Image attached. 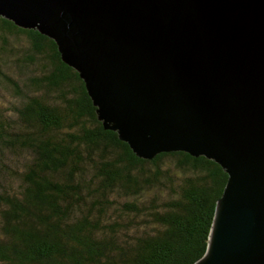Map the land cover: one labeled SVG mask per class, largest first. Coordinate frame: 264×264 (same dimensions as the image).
<instances>
[{
    "label": "water",
    "instance_id": "water-1",
    "mask_svg": "<svg viewBox=\"0 0 264 264\" xmlns=\"http://www.w3.org/2000/svg\"><path fill=\"white\" fill-rule=\"evenodd\" d=\"M0 17L53 40L135 156L226 173L191 264H264V0H0Z\"/></svg>",
    "mask_w": 264,
    "mask_h": 264
},
{
    "label": "trees",
    "instance_id": "trees-1",
    "mask_svg": "<svg viewBox=\"0 0 264 264\" xmlns=\"http://www.w3.org/2000/svg\"><path fill=\"white\" fill-rule=\"evenodd\" d=\"M0 82L14 97L0 105V264H191L203 254L227 177L218 164L183 151L135 156L97 120L53 40L3 17Z\"/></svg>",
    "mask_w": 264,
    "mask_h": 264
},
{
    "label": "rangeland",
    "instance_id": "rangeland-1",
    "mask_svg": "<svg viewBox=\"0 0 264 264\" xmlns=\"http://www.w3.org/2000/svg\"><path fill=\"white\" fill-rule=\"evenodd\" d=\"M10 74H11L12 77L18 78V77H16L15 74H13V73H10ZM12 101H14V97H13V94H12L11 90L9 89V87L5 83L0 82V105L8 104V103H10ZM8 157H9V159L14 160L13 157H11V156H8Z\"/></svg>",
    "mask_w": 264,
    "mask_h": 264
}]
</instances>
